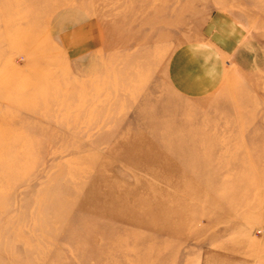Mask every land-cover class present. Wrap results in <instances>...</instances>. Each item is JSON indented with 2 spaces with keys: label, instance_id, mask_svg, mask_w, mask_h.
<instances>
[{
  "label": "rangeland",
  "instance_id": "374dc122",
  "mask_svg": "<svg viewBox=\"0 0 264 264\" xmlns=\"http://www.w3.org/2000/svg\"><path fill=\"white\" fill-rule=\"evenodd\" d=\"M0 264H264V0H0Z\"/></svg>",
  "mask_w": 264,
  "mask_h": 264
},
{
  "label": "crops",
  "instance_id": "0c3cea01",
  "mask_svg": "<svg viewBox=\"0 0 264 264\" xmlns=\"http://www.w3.org/2000/svg\"><path fill=\"white\" fill-rule=\"evenodd\" d=\"M175 82H176L175 84L177 85V87H178L179 89H181L182 91H187V90H188V86L183 85L179 80H178V81H175ZM204 85H205V83H202V82L200 81V82L198 83V85H197L196 88L200 89V87H202V86H204ZM197 91H199V92H197V93H200V91H201V92H206L207 89H205V90L200 89V90H197ZM192 92L195 93V91H192Z\"/></svg>",
  "mask_w": 264,
  "mask_h": 264
},
{
  "label": "bare ground",
  "instance_id": "6f19581e",
  "mask_svg": "<svg viewBox=\"0 0 264 264\" xmlns=\"http://www.w3.org/2000/svg\"><path fill=\"white\" fill-rule=\"evenodd\" d=\"M165 183L167 184V182L165 181Z\"/></svg>",
  "mask_w": 264,
  "mask_h": 264
}]
</instances>
